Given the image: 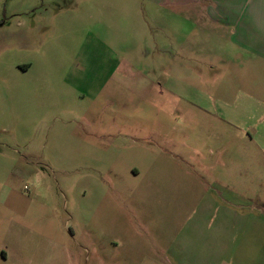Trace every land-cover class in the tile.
Listing matches in <instances>:
<instances>
[{"label":"rangeland","instance_id":"1","mask_svg":"<svg viewBox=\"0 0 264 264\" xmlns=\"http://www.w3.org/2000/svg\"><path fill=\"white\" fill-rule=\"evenodd\" d=\"M166 1L0 0V264H264V65Z\"/></svg>","mask_w":264,"mask_h":264},{"label":"crops","instance_id":"2","mask_svg":"<svg viewBox=\"0 0 264 264\" xmlns=\"http://www.w3.org/2000/svg\"><path fill=\"white\" fill-rule=\"evenodd\" d=\"M171 1L174 5L185 7L186 14L194 20L187 24L190 27L188 29L196 31L192 34H197L198 37L207 36L213 45H221L223 49L229 47L228 52H223L225 59L264 65V0L166 2ZM259 233L263 235L264 230L261 229Z\"/></svg>","mask_w":264,"mask_h":264}]
</instances>
